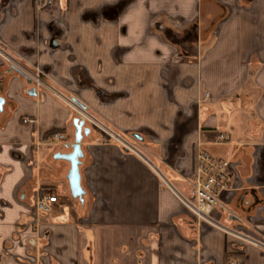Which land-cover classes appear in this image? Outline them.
<instances>
[{
	"label": "crops",
	"instance_id": "1",
	"mask_svg": "<svg viewBox=\"0 0 264 264\" xmlns=\"http://www.w3.org/2000/svg\"><path fill=\"white\" fill-rule=\"evenodd\" d=\"M0 48L137 135L135 155L89 128L76 208L54 159L71 110L0 59V264H264V0H0ZM198 151L229 163L208 213L224 231L181 202Z\"/></svg>",
	"mask_w": 264,
	"mask_h": 264
},
{
	"label": "built area",
	"instance_id": "2",
	"mask_svg": "<svg viewBox=\"0 0 264 264\" xmlns=\"http://www.w3.org/2000/svg\"><path fill=\"white\" fill-rule=\"evenodd\" d=\"M35 4L38 9L49 8L53 6V0H35ZM0 59L7 64L11 71H16L20 76L27 79L34 89L50 92L53 96L57 97L71 110L76 119L83 121L90 129L99 131L100 133L108 136L111 141L122 146L127 152L137 155L126 137L114 134L113 131L95 119L86 110V108L76 104L70 98L61 97L58 93L52 90L51 87H48L46 85V77L39 68H27L19 65L16 60H14L1 48ZM23 123H30V121L25 119L23 120ZM224 141L225 136L219 135L216 142L222 143ZM51 142H65V137L62 134H54L51 136ZM229 176V163L227 161L212 158L205 151H198L195 156L193 174L188 181L192 188L194 203L192 204L188 201L181 200L186 210L194 215L199 222L207 223L211 227L222 231L224 230L208 217V213L211 208L218 205L216 198L220 191L228 186ZM57 202L56 195L52 197L48 195L39 196L34 202V209L37 214H49L52 207L56 205Z\"/></svg>",
	"mask_w": 264,
	"mask_h": 264
},
{
	"label": "water",
	"instance_id": "3",
	"mask_svg": "<svg viewBox=\"0 0 264 264\" xmlns=\"http://www.w3.org/2000/svg\"><path fill=\"white\" fill-rule=\"evenodd\" d=\"M73 101L83 106L80 102L77 100ZM3 100L0 99V111L2 109ZM73 126H74V142L71 145L72 151L67 154H56L54 156V159L56 160H63L69 163V170L67 172V182H68V189L69 193L72 199L78 200L79 202H82V198L84 196V190L81 186V177L79 173V166H80V160L83 157V152L81 150V142L83 136H87L90 132V129L87 127H84V122L79 121L78 119L73 120ZM133 138H136L137 135H132Z\"/></svg>",
	"mask_w": 264,
	"mask_h": 264
},
{
	"label": "rangeland",
	"instance_id": "4",
	"mask_svg": "<svg viewBox=\"0 0 264 264\" xmlns=\"http://www.w3.org/2000/svg\"><path fill=\"white\" fill-rule=\"evenodd\" d=\"M57 93V92H56ZM74 116V115H73ZM74 118H75V116H74ZM76 119V118H75ZM104 126H106L107 128H109L107 125H104ZM84 127H87V128H89V126L86 124H84ZM111 131H113V133L114 134H116V135H118V132H116V131H114V130H112L111 129ZM98 133H100L99 131H97ZM100 135L104 138V139H107V140H110L111 141V139L108 137V136H106V135H104V134H102V133H100ZM127 139L132 143V144H135V142L136 141H134V139L131 137V135H127ZM69 140L71 141V139L69 138ZM66 141V140H65ZM67 142V141H66ZM44 195H48V196H54V195H56L53 191H51V190H49V191H47V192H45L44 193ZM56 197H57V195H56ZM76 202H74L75 203V205H76V208L79 206L78 204H77V200H75Z\"/></svg>",
	"mask_w": 264,
	"mask_h": 264
},
{
	"label": "trees",
	"instance_id": "5",
	"mask_svg": "<svg viewBox=\"0 0 264 264\" xmlns=\"http://www.w3.org/2000/svg\"><path fill=\"white\" fill-rule=\"evenodd\" d=\"M66 3H68V0H65ZM58 133H64V131H60V130H55L49 133V135H54V134H58Z\"/></svg>",
	"mask_w": 264,
	"mask_h": 264
}]
</instances>
